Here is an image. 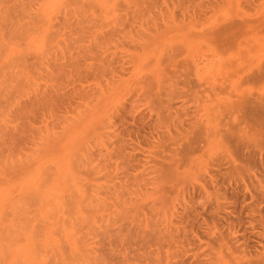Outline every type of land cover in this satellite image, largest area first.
<instances>
[{
	"label": "rangeland",
	"instance_id": "rangeland-1",
	"mask_svg": "<svg viewBox=\"0 0 264 264\" xmlns=\"http://www.w3.org/2000/svg\"><path fill=\"white\" fill-rule=\"evenodd\" d=\"M0 264H264V0H0Z\"/></svg>",
	"mask_w": 264,
	"mask_h": 264
}]
</instances>
